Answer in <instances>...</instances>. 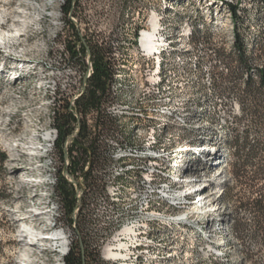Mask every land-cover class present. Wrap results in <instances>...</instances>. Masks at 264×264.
I'll list each match as a JSON object with an SVG mask.
<instances>
[{
  "label": "rangeland",
  "instance_id": "1",
  "mask_svg": "<svg viewBox=\"0 0 264 264\" xmlns=\"http://www.w3.org/2000/svg\"><path fill=\"white\" fill-rule=\"evenodd\" d=\"M63 4L64 0H0V33L15 35L0 39V151L7 158L0 165V264H62L70 248L83 243L78 234L85 240V234L90 237L83 233V223L78 219L80 209H87V196H82V190L88 187L95 199V213L88 216V225H96L102 213L101 226L106 229L105 237L91 234L102 257L109 240L98 175L90 178L94 181L91 186L85 184L80 171L75 175L76 187L72 185L75 195H80V208L74 225H70L52 187L70 162L67 158L62 166L54 148L57 132L53 117L65 116L67 105L69 111L77 113L72 98L79 92L85 72L79 63L68 62L65 44L74 41V35L63 24ZM78 4L72 18L80 36L103 42L111 62H125L132 69L136 62H151L150 54L134 40L137 30H151L153 14L160 21L159 40L168 38L175 46L197 45L184 60L186 65L177 67L166 79L170 91L164 89L156 98L158 109L167 107L187 120L183 135L174 138L169 134L161 142L171 141L173 147L213 143L219 152L206 155H215V162L207 164L199 175L212 178L213 185L219 182L223 189L230 182L226 145L237 128L234 118L238 104L231 77L237 62L235 42L237 39L243 45L249 62L264 63V0H79ZM228 4L237 6V17ZM188 28L193 32L191 38L184 36ZM133 89L128 98L135 100ZM94 117L90 112L78 116L82 123L94 121ZM77 125L71 123L74 130ZM90 136L94 138L93 130ZM73 155L82 160L80 153ZM188 160L189 156L184 172H196L197 165H189ZM198 160L201 166L203 160ZM65 177L71 181L69 175ZM101 181L104 183L102 173ZM220 197L208 198L203 208L186 207L189 227L176 230L181 236L173 245L178 253L187 254L182 264H249L243 260L240 244L230 239L231 208ZM17 215L24 220H18ZM59 232L66 238L64 254L61 241L54 236ZM95 257L98 261V250Z\"/></svg>",
  "mask_w": 264,
  "mask_h": 264
},
{
  "label": "bare ground",
  "instance_id": "2",
  "mask_svg": "<svg viewBox=\"0 0 264 264\" xmlns=\"http://www.w3.org/2000/svg\"><path fill=\"white\" fill-rule=\"evenodd\" d=\"M150 26V31L137 30L134 42L138 41L150 54L151 62H136L133 69L125 62H111L110 95L114 100L108 105L107 113L113 115L116 130L107 139L112 155H105L107 163L101 171L108 190L103 199L108 205L105 218L109 233L104 264H182L187 254L178 253L173 245L181 236L176 230L189 227L186 207L201 208L208 198H219L223 192L219 182L213 185L212 178L199 175L200 170L215 162V155L212 158L206 155L219 152L213 143L173 147L171 141L161 142L169 134L174 138L183 135L187 120L167 107L158 109L156 98L169 88L166 79L177 67L186 65L184 60L197 45L194 48L193 43L175 46L168 38L159 40L157 36L162 30H158L160 21L155 14ZM184 34L191 38L193 33L188 28ZM10 36L15 35L8 31L0 33V39ZM133 88L135 100L128 98L133 95L130 93ZM188 156L187 163L197 168L196 172L187 174L184 170ZM199 158L203 160L201 166ZM198 231L205 235L202 228L198 227ZM54 236L61 241V254H64V233ZM213 254L218 256L216 252Z\"/></svg>",
  "mask_w": 264,
  "mask_h": 264
},
{
  "label": "trees",
  "instance_id": "3",
  "mask_svg": "<svg viewBox=\"0 0 264 264\" xmlns=\"http://www.w3.org/2000/svg\"><path fill=\"white\" fill-rule=\"evenodd\" d=\"M78 3L79 0L74 2L64 0L62 5L65 19L63 24L74 35V41L65 44L70 59L68 62H76L84 66L82 58L89 50L93 72L87 80L83 95L76 100L74 109L84 115L96 111L102 119L103 106L110 101L108 84L113 74L112 66L109 64L110 54L109 52L107 54L103 42L99 43L80 36L78 28L69 19L70 14L72 17L76 15ZM228 7L233 16L237 17V6L228 4ZM76 45L79 46V53L75 50ZM235 52L237 62H234L231 77L233 75L232 90L236 91L234 95L238 104V115L234 118L237 128L233 130L231 142L226 145L228 153L226 173L230 182L224 184L220 200L231 208L228 210V215L232 218L229 225L230 239L240 244L243 260L248 261L249 264H262L261 259L264 258V63L249 62L245 48L237 39ZM66 108L65 116L58 118L54 114L53 117L52 126L57 132L54 148L63 166L64 145L74 132L71 123H79L78 135L67 146L70 162L66 169L73 179L76 178L77 171H80L85 184H93L94 181H90L92 178L90 171L99 166L102 170L107 159L101 158L98 147L87 139L85 124L76 119L69 111L68 105ZM101 122L104 126H108L106 118ZM75 150L76 153H80L82 160H76L73 155ZM88 151L93 154L94 159L90 162L88 171L84 172V156ZM6 159L5 153L0 151V165L4 164ZM63 169L52 187L61 202L62 211L69 218L70 225H74L76 222L73 220V213L78 199L74 186L64 177ZM90 184L88 186H91ZM78 235L82 237L83 243L71 247L62 257V264H95L97 262L95 249L89 245L83 235ZM230 239L227 240V244L230 243Z\"/></svg>",
  "mask_w": 264,
  "mask_h": 264
},
{
  "label": "built area",
  "instance_id": "4",
  "mask_svg": "<svg viewBox=\"0 0 264 264\" xmlns=\"http://www.w3.org/2000/svg\"><path fill=\"white\" fill-rule=\"evenodd\" d=\"M76 51L79 53V48ZM88 52H89V50L86 51V56L82 58L84 61L85 72L83 74V78H82L83 80H82L81 88H80L79 92L76 93L74 95V97L72 98L73 108L75 106L76 100H78L83 95V93L86 89V86H87V80L93 72L92 62L90 60V55H88ZM107 54H108V52H107ZM109 64L111 65V60H110ZM84 80H86V85H85V89L83 90ZM142 89H143V81H142ZM108 94H109L110 101H109V103H107L103 106V117H102V119L98 118V113L96 111H90V114L95 116L94 121L88 119L84 123L85 127H86L87 139L90 140L92 143H94V145L96 147H98V152L100 153V156L103 159H105V155H112V154H110V146H107V139H109V136L114 135V130H116V127L114 125L113 115H110V113H107V105L111 104V102L114 100L112 97H110V81L108 84ZM72 113L74 114L76 119L79 120L78 116L80 113H78V112L77 113L72 112ZM103 118H106L108 120V126H104L106 128L105 131L102 130L103 125H102L101 121L103 120ZM77 124H78L77 128L74 130V133L72 134V135H74V137H76L78 135L79 129H80L79 123H77ZM96 129H98L97 133H96ZM92 130L94 131V138H92V136H90V131H92ZM72 140H69V141L66 140L67 143L65 142V145H64V149L66 151H67L68 144ZM76 152L77 151L75 150V152L73 154H76ZM67 155H68V153H67ZM112 158H113V156H112ZM93 159H94L93 154H91L88 151L86 153V155L84 156V166H83L84 172L88 171L89 164L91 161H93ZM96 175L99 176V183H100V188H101L100 190H103V196H104V194H106V191H108V190H106V188L104 187L103 181H101V166L95 167L90 171L91 177H95ZM90 191L91 190L89 187L84 188L82 190V192H83L82 196H87V209H80L79 220L81 221V223H83V230H82L83 233H88V235L90 236L88 238L87 235L85 234L87 242L89 243V245H91L92 248H94L95 250H98V252H99V260L96 262V264H101V261H104V259L101 256L100 248H96V244H94V241H93L94 238H92L91 234H93L95 237H105L106 236V229H104V227L101 226V214L102 213H99V222L96 223V225H88V216L92 213H95V199L93 198V196H91L93 194ZM79 196L80 195H78L77 197H79ZM107 206L108 205H104L103 207H107ZM79 208H80V206H79Z\"/></svg>",
  "mask_w": 264,
  "mask_h": 264
},
{
  "label": "water",
  "instance_id": "5",
  "mask_svg": "<svg viewBox=\"0 0 264 264\" xmlns=\"http://www.w3.org/2000/svg\"><path fill=\"white\" fill-rule=\"evenodd\" d=\"M75 0H73V2H74ZM69 19L73 22V23H75V20H74V18H72V15L70 14L69 15ZM88 55H90L89 54V52H88ZM85 85H86V80H84V82H83V90L85 89ZM74 138V135H71V136H69L68 138H67V141H69V140H72ZM67 143V142H66ZM67 157H68V155H67V151L64 149V159H67ZM67 166V165H66ZM66 166L64 167V169H63V175H64V177L67 175L68 176V173H67V169H66ZM66 178V177H65ZM69 183H72V184H74L75 185V181H74V179L71 177V181H69V180H67ZM75 187H76V185H75ZM77 199H78V201H77V205H76V207H75V210H74V213H73V220L75 221V218H76V213L78 212V210H79V204H80V198L79 197H77Z\"/></svg>",
  "mask_w": 264,
  "mask_h": 264
}]
</instances>
